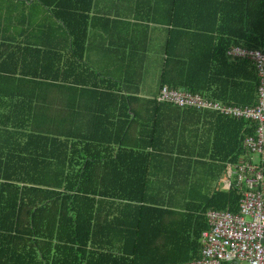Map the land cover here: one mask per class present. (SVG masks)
Returning <instances> with one entry per match:
<instances>
[{
    "label": "trees",
    "instance_id": "trees-1",
    "mask_svg": "<svg viewBox=\"0 0 264 264\" xmlns=\"http://www.w3.org/2000/svg\"><path fill=\"white\" fill-rule=\"evenodd\" d=\"M37 1L53 8L82 60L92 0ZM168 1L158 90L254 104V65L227 52H264V0ZM11 73L0 76V264L189 263L200 257L206 211H237V191L214 189V181L244 155L240 141L253 124L214 113V142L191 155L163 139L172 129L157 126L158 114L210 111L137 91L112 102L91 91L98 97L90 103L78 88L90 84L12 83ZM140 112H152L151 128H135ZM204 158L221 162L217 176Z\"/></svg>",
    "mask_w": 264,
    "mask_h": 264
},
{
    "label": "crops",
    "instance_id": "crops-1",
    "mask_svg": "<svg viewBox=\"0 0 264 264\" xmlns=\"http://www.w3.org/2000/svg\"><path fill=\"white\" fill-rule=\"evenodd\" d=\"M173 2L178 3L174 8L183 6L180 0ZM169 4L168 0H92L90 10L85 12L87 39L82 60L78 61L72 56L70 35L53 8L37 0H0V70L4 72L0 71V76H12L13 71L12 83L27 80L57 86L90 84L78 87L85 90L82 99L85 97L84 101L90 103L98 97L91 91L111 102L116 100V95L136 91L140 98L155 99L160 52L169 28L166 23ZM61 14L63 20L68 19ZM180 14L176 17L183 19ZM89 70L94 75L88 74ZM39 74L45 77L40 78ZM62 98L71 99L67 93H63ZM108 112H113V107ZM206 113L161 112L157 126L172 129L162 132L163 139L178 143L183 153L189 150L187 154H196L214 142V116H217L213 112ZM152 116V112H140L143 124L135 128H151ZM203 161L205 166H211L206 167L207 174L216 171L217 176L221 162L207 158ZM159 174H164V170L159 168ZM225 178L226 167L214 181L213 188L221 189Z\"/></svg>",
    "mask_w": 264,
    "mask_h": 264
},
{
    "label": "built area",
    "instance_id": "built-area-1",
    "mask_svg": "<svg viewBox=\"0 0 264 264\" xmlns=\"http://www.w3.org/2000/svg\"><path fill=\"white\" fill-rule=\"evenodd\" d=\"M227 53L254 65L258 78L254 104L225 105L166 87L155 98L158 103L210 111L254 125L252 135L240 141L244 155L234 164H226V178L221 183L222 190L237 191V211L210 209L205 213L208 230L201 235L200 258L186 264H264V52L231 47Z\"/></svg>",
    "mask_w": 264,
    "mask_h": 264
},
{
    "label": "rangeland",
    "instance_id": "rangeland-1",
    "mask_svg": "<svg viewBox=\"0 0 264 264\" xmlns=\"http://www.w3.org/2000/svg\"><path fill=\"white\" fill-rule=\"evenodd\" d=\"M147 79H149V73L147 72ZM150 80V79H149ZM255 158V157H254ZM256 159V158H255ZM209 179H211V182H208L209 183V185H211L212 184V178H208V179H206V180H209ZM205 192V191H204Z\"/></svg>",
    "mask_w": 264,
    "mask_h": 264
}]
</instances>
